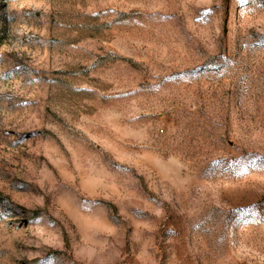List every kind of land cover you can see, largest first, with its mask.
I'll list each match as a JSON object with an SVG mask.
<instances>
[{"label": "rangeland", "instance_id": "1", "mask_svg": "<svg viewBox=\"0 0 264 264\" xmlns=\"http://www.w3.org/2000/svg\"><path fill=\"white\" fill-rule=\"evenodd\" d=\"M0 264H264V0H0Z\"/></svg>", "mask_w": 264, "mask_h": 264}]
</instances>
